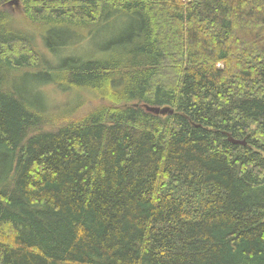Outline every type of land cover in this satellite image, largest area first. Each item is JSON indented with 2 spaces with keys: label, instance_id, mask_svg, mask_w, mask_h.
I'll list each match as a JSON object with an SVG mask.
<instances>
[{
  "label": "trees",
  "instance_id": "16d2710c",
  "mask_svg": "<svg viewBox=\"0 0 264 264\" xmlns=\"http://www.w3.org/2000/svg\"><path fill=\"white\" fill-rule=\"evenodd\" d=\"M12 2L0 264H264V0Z\"/></svg>",
  "mask_w": 264,
  "mask_h": 264
},
{
  "label": "rangeland",
  "instance_id": "374dc122",
  "mask_svg": "<svg viewBox=\"0 0 264 264\" xmlns=\"http://www.w3.org/2000/svg\"><path fill=\"white\" fill-rule=\"evenodd\" d=\"M11 10H17L18 11V13L20 12V6H19V4L18 5H15L14 3L12 4V5H9L8 6ZM19 15H21L20 13H19ZM116 25V21H115V19H111V20H109L108 22H107V24H106V28H109L110 30L111 29H114V26ZM121 31H122V29H121V27H120V31L119 32H117V33H115L113 36H118L120 33H121ZM89 33V32H88ZM106 36H107V32H103V34H102V36H101V38H96V39H91V38H89L88 39V44L90 45V46H96V47H102V46H105V45H107L108 44V42L111 40V38L113 37H111V38H109V39H106ZM106 39V40H105ZM72 52H73V50H71L70 48H68V49H66V50H61V53L59 54L60 56L58 57V59L59 58H63V57H66V56H68V55H71L72 54ZM93 53V52H92ZM180 53H182V50H180L179 52H178V54H180ZM93 54H95V55H99V53H93ZM75 57H78L79 59H82V58H84V57H86V55L85 54H83V52H81V53H79L77 56H75ZM167 67H169V65L167 66ZM164 78L165 79H167L169 82H170V78L167 76V75H164ZM56 98L61 102V103H64V105H72V106H75V105H73V104H77V103H79V102H81L80 101V98L79 97H75V96H72V94L71 93H59L57 96H56ZM88 99H89V96L87 97ZM91 107V104H87V106L83 109V111H86L88 108H90Z\"/></svg>",
  "mask_w": 264,
  "mask_h": 264
},
{
  "label": "water",
  "instance_id": "95a60500",
  "mask_svg": "<svg viewBox=\"0 0 264 264\" xmlns=\"http://www.w3.org/2000/svg\"><path fill=\"white\" fill-rule=\"evenodd\" d=\"M14 4L18 5V2L17 0H13ZM150 111L154 112V114H160V115H172L174 113V110L171 109V108H150ZM229 140L230 142L234 143V144H237V145H243L245 146L246 145V141H242V140H235L233 139L231 136L229 137Z\"/></svg>",
  "mask_w": 264,
  "mask_h": 264
}]
</instances>
